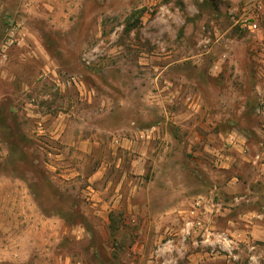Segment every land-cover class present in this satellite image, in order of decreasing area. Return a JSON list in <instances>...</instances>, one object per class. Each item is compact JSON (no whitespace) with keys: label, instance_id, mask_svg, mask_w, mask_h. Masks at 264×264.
I'll return each instance as SVG.
<instances>
[{"label":"rangeland","instance_id":"1","mask_svg":"<svg viewBox=\"0 0 264 264\" xmlns=\"http://www.w3.org/2000/svg\"><path fill=\"white\" fill-rule=\"evenodd\" d=\"M7 14L0 264H264L263 236L203 214L264 199L241 157L264 153V0H0V48Z\"/></svg>","mask_w":264,"mask_h":264},{"label":"crops","instance_id":"2","mask_svg":"<svg viewBox=\"0 0 264 264\" xmlns=\"http://www.w3.org/2000/svg\"><path fill=\"white\" fill-rule=\"evenodd\" d=\"M190 101L188 102L189 107L191 108V115L195 116L196 123H193L192 128H194V125L199 123L201 119H203V125L202 128L204 130V133L206 130H210L212 121L210 119H205L203 118V103L199 98L196 96H191ZM197 119H199L197 121ZM194 129H193V134L191 137L192 143H199L200 146L203 147V153L205 150L210 149V146L207 145L206 140L208 138L201 139L198 137L196 134H194ZM198 144V145H199ZM246 150L241 151V157L245 160L250 161V163L257 165L258 161L260 158L264 157V153H256L255 155H252ZM218 153V152H217ZM216 153V154H217ZM224 154V153H223ZM225 155V154H224ZM227 156V155H226ZM229 158V156H227ZM228 160V159H227ZM223 161L226 164H229V160ZM261 163V161H260ZM261 170L264 168V163H261L260 165ZM264 178V177H263ZM234 179H237L235 177ZM245 185L244 183H242ZM241 184V185H242ZM238 185V189L241 188L242 186ZM241 190V189H239ZM247 191L254 193L251 191L249 186L247 185ZM248 195L244 194L241 191H238L237 195L234 197L236 204L238 205V213H236V218L235 220L231 219V211L233 204L228 203L226 201H222L221 203L216 204L217 208H211V206L207 205L206 206V211L203 212L204 216L207 217L208 215L212 214V211H216V213H219L223 218L227 220V224L225 227H223V234H236V235H241L244 236L245 233H250L258 236H263L264 237V199H260L259 197H247ZM214 203V202H213ZM197 204H201V202L198 201ZM229 205V206H228ZM193 209L190 210L191 214L193 213H198V208H195L194 205L192 207ZM246 208V209H244ZM210 211V212H208ZM264 254V253H263Z\"/></svg>","mask_w":264,"mask_h":264},{"label":"built area","instance_id":"3","mask_svg":"<svg viewBox=\"0 0 264 264\" xmlns=\"http://www.w3.org/2000/svg\"><path fill=\"white\" fill-rule=\"evenodd\" d=\"M261 5L259 3L255 4L253 7L252 12L249 14L248 17L245 19L247 22L244 23V27L248 29H256L259 20V13H260ZM6 22V32L2 40L1 48H0V62L4 60L7 56V50L15 41L18 40L19 34L21 31V21L15 18L12 14H7L5 17ZM235 137L233 134H229L228 137L225 139V143L223 146V150H226L228 146H231L234 143ZM228 150V149H227ZM227 157L223 153L215 154V161L216 162H223L224 158Z\"/></svg>","mask_w":264,"mask_h":264}]
</instances>
